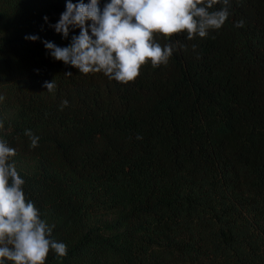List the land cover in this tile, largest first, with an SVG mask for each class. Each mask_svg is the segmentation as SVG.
<instances>
[{
	"label": "trees",
	"instance_id": "trees-1",
	"mask_svg": "<svg viewBox=\"0 0 264 264\" xmlns=\"http://www.w3.org/2000/svg\"><path fill=\"white\" fill-rule=\"evenodd\" d=\"M66 2L0 0V140L67 246L46 264H264V0H229L204 38L157 36L169 62L127 84L50 55L80 32L52 27Z\"/></svg>",
	"mask_w": 264,
	"mask_h": 264
},
{
	"label": "clouds",
	"instance_id": "clouds-1",
	"mask_svg": "<svg viewBox=\"0 0 264 264\" xmlns=\"http://www.w3.org/2000/svg\"><path fill=\"white\" fill-rule=\"evenodd\" d=\"M221 3L224 6L214 10ZM228 6L229 0H110L101 8L100 0H67L66 10L52 27L64 38L70 28H79V35H74L66 47L43 43L55 60L70 64L82 74L102 72L109 79L127 84L135 82L145 65L150 63L156 68L169 62L173 46H161L157 36L169 39L186 33L189 40L204 38L209 30L225 24ZM44 19L47 22L48 18ZM236 26L243 27V21ZM25 39L36 41L39 37L29 35ZM44 87L53 92L54 80L46 81ZM25 135L30 137L32 147L38 146L39 137L31 130ZM16 154L0 140V264H46L50 252L66 256L67 246L51 238L52 227L41 219L34 202L26 198L25 181L11 162Z\"/></svg>",
	"mask_w": 264,
	"mask_h": 264
}]
</instances>
